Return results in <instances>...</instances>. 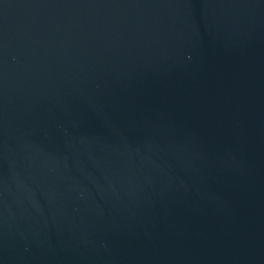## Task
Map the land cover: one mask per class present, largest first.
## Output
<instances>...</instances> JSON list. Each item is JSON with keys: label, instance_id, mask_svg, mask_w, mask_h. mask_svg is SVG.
<instances>
[{"label": "water", "instance_id": "1", "mask_svg": "<svg viewBox=\"0 0 264 264\" xmlns=\"http://www.w3.org/2000/svg\"><path fill=\"white\" fill-rule=\"evenodd\" d=\"M0 264H264V0H0Z\"/></svg>", "mask_w": 264, "mask_h": 264}]
</instances>
